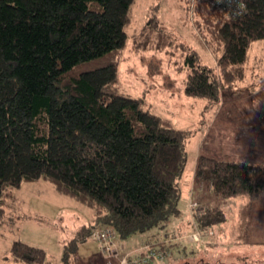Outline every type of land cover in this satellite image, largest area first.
I'll list each match as a JSON object with an SVG mask.
<instances>
[{
    "label": "trees",
    "instance_id": "1",
    "mask_svg": "<svg viewBox=\"0 0 264 264\" xmlns=\"http://www.w3.org/2000/svg\"><path fill=\"white\" fill-rule=\"evenodd\" d=\"M134 1L0 0V218L15 189L40 180L91 207L95 221L66 244V260L97 227L112 226L117 240H126L166 227L181 212L189 131L115 88ZM218 1L196 0L193 8L216 66L203 64L195 49L184 65L185 93L212 102L227 86L216 70L231 85L242 77L251 45L264 40V0H226L241 14ZM147 34L157 45L170 37L152 16L132 35L137 50L149 48ZM195 182L221 197L254 200L264 195V163L201 155ZM207 208L196 220H225L222 210L212 215ZM161 245L153 258L171 256L175 244ZM11 254L32 264L46 260L43 248L20 240ZM144 256L130 260L143 263Z\"/></svg>",
    "mask_w": 264,
    "mask_h": 264
},
{
    "label": "rangeland",
    "instance_id": "2",
    "mask_svg": "<svg viewBox=\"0 0 264 264\" xmlns=\"http://www.w3.org/2000/svg\"><path fill=\"white\" fill-rule=\"evenodd\" d=\"M195 3L196 0H135L125 26L128 38L120 55L116 92L141 99L144 108L189 131L180 215L172 217L166 227L152 229L151 239L159 237L157 234L177 238L164 264H264V195L254 200L243 196L225 198L195 182L201 155L264 163V40L251 45L243 75L231 85L216 70L221 87L224 82L227 85L222 87L219 101L188 96L186 55L195 49L203 64L216 66L213 47L195 25L199 19L193 10ZM152 16L170 37L157 45L147 34L143 39L149 48L137 50L132 35L139 33ZM19 196L27 198L18 201ZM207 207L212 209V215L222 210L223 224L207 226L202 218L194 220L195 209L209 210ZM92 218L91 207L59 193L50 182H24L7 199L0 218V264H27L12 261L11 247L17 240L43 248L45 264H66L62 242L68 244ZM100 229L93 230L88 244L96 245L100 257L107 261L95 237ZM196 231L200 235L193 236ZM133 241H125L126 249L134 246ZM127 254L120 256L121 262Z\"/></svg>",
    "mask_w": 264,
    "mask_h": 264
},
{
    "label": "crops",
    "instance_id": "3",
    "mask_svg": "<svg viewBox=\"0 0 264 264\" xmlns=\"http://www.w3.org/2000/svg\"><path fill=\"white\" fill-rule=\"evenodd\" d=\"M191 183H192L193 186L196 187V185L193 182H191ZM25 198H27V197L26 196H19L18 201H19V199L21 201L23 199L25 200ZM201 199H203V198H201ZM197 212L198 211H194V213H193L195 221L197 219V215H196ZM94 221H95V215H94V211H93L92 221H91V223H89L87 225H92ZM219 224H223V222H221ZM194 225H197L196 222L194 223ZM196 230H198V228ZM196 233H199V232L198 231L194 232L193 236ZM157 235H159V237L151 239V236H154V234L150 230L149 232L136 234V235L132 236L129 239L134 240L133 241L134 246H132L130 249H126L127 246H126L125 241L128 240V239L123 240V241H121V239L117 240L116 248H117V251L119 253V257L107 254L103 250H101L102 253L105 255V258H106L107 261H105L103 258L100 257V254L97 252L98 249H97L96 245L94 246V244H93L91 246L90 244H88V240H90L91 236H89L84 242L79 244L78 250L75 252V254L70 256L69 260H66V258H65V246H66V243L62 242V245H63V260L66 262V264H72L70 259H73V264H86V263L87 264H122V262L120 261V256H123V255L127 254L128 252L133 253V255L145 252V250H146L145 248L147 247V245L150 248H153V249H155V248L156 249H158V248L162 249L163 246L161 245V243H164L166 247L168 245H170V244L171 245L175 244L174 246L177 245L175 243L177 238H175V239L169 238L166 234L163 237L160 234H157ZM133 257H135V256H133ZM5 258H7V257H5ZM11 258H12V261H14V262L32 264V263H29V262H26V261L16 260L13 257H11ZM169 259H170V255L162 256V258L161 257L153 258V259L149 260V262L146 263V264H164ZM45 263H46V260L42 264H45ZM138 264H143V263H138Z\"/></svg>",
    "mask_w": 264,
    "mask_h": 264
},
{
    "label": "built area",
    "instance_id": "4",
    "mask_svg": "<svg viewBox=\"0 0 264 264\" xmlns=\"http://www.w3.org/2000/svg\"><path fill=\"white\" fill-rule=\"evenodd\" d=\"M223 2L225 3L224 6L226 7L225 9H227L228 7H233V9L237 11L238 14L242 13V10L239 8V6L237 5L228 6V2H226V0H224ZM117 236H118L117 232L112 226H108L100 230H97L95 233V237L100 242L102 250L107 254L119 257V253L114 250L116 246ZM145 249H146L145 252H143L145 256L142 258V261L147 263L150 259H152L154 256L157 255V252L155 251V249L150 248L148 245ZM130 254L132 255V253L129 252V254H127L122 259L123 264H129V261H131V263H136V261L130 260Z\"/></svg>",
    "mask_w": 264,
    "mask_h": 264
},
{
    "label": "bare ground",
    "instance_id": "5",
    "mask_svg": "<svg viewBox=\"0 0 264 264\" xmlns=\"http://www.w3.org/2000/svg\"><path fill=\"white\" fill-rule=\"evenodd\" d=\"M219 1H220V0H219ZM219 1H218V2H219Z\"/></svg>",
    "mask_w": 264,
    "mask_h": 264
}]
</instances>
